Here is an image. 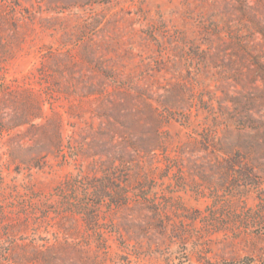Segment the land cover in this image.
I'll return each mask as SVG.
<instances>
[{
    "label": "rangeland",
    "instance_id": "rangeland-1",
    "mask_svg": "<svg viewBox=\"0 0 264 264\" xmlns=\"http://www.w3.org/2000/svg\"><path fill=\"white\" fill-rule=\"evenodd\" d=\"M0 264H264V0H0Z\"/></svg>",
    "mask_w": 264,
    "mask_h": 264
},
{
    "label": "trees",
    "instance_id": "trees-1",
    "mask_svg": "<svg viewBox=\"0 0 264 264\" xmlns=\"http://www.w3.org/2000/svg\"><path fill=\"white\" fill-rule=\"evenodd\" d=\"M251 123V122H250ZM33 162H32V164L29 166V167H33V168H37V169H41V165H40V162H39V159H37V160H32ZM106 189L103 187V189L102 190H100V191H98V192H95L94 194V196H95V198L96 199H99V198H104V197H110V196H106ZM110 199H112V198H110ZM112 202L113 203H115V200H112Z\"/></svg>",
    "mask_w": 264,
    "mask_h": 264
}]
</instances>
